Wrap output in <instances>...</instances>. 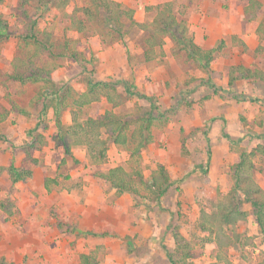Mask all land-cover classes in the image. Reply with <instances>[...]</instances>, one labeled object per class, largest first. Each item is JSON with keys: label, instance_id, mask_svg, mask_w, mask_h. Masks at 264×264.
Segmentation results:
<instances>
[{"label": "rangeland", "instance_id": "1", "mask_svg": "<svg viewBox=\"0 0 264 264\" xmlns=\"http://www.w3.org/2000/svg\"><path fill=\"white\" fill-rule=\"evenodd\" d=\"M112 1L119 3L123 12L133 11L135 24L123 15L115 25L91 0H70L64 7L47 9L33 0L0 4V16L11 33L0 44V167L12 164L32 174L13 184L7 172L0 171V203L5 202L10 209L7 214L0 208V258L13 264H82L80 255L86 254L95 264H168L163 249H174L173 238L166 232L171 220L192 245L195 257L190 264H263L264 241L249 208H244L249 214L246 221L224 227L229 233L245 234L243 238H251L253 245L245 246L242 238L237 245L224 241L223 247H218L198 226L203 219L201 211L211 213L216 203L213 199L228 193L230 169L239 161V153L264 144V82L236 81L234 93L241 94L242 101L227 92L231 65L264 71V40L257 32L264 24V0H257L261 4L259 15L250 22L244 19L248 0ZM167 3L172 4L176 19L186 23L199 47L210 49L223 41L211 63V77L168 37L156 41L154 59L145 60V51L150 48L146 44L148 31L142 26L155 28L152 21ZM85 7L93 19L77 10ZM73 17L84 23L83 31L77 29V23L73 26ZM29 21L36 22L37 31L50 35L54 55L68 43L67 55L57 58V68L51 71L56 88L70 87L77 96L86 89L88 80H133L139 92L156 98L159 111L166 113L154 122L152 141L140 154L132 155L136 141H130L126 146L109 142L102 164L92 162L77 145L72 146V155H66L56 140L51 109L46 128L43 124L37 128L39 105L32 106V102L42 84L21 85L5 77L12 72L13 58L30 54L31 47L18 37L25 33ZM234 37L243 41L245 51L241 52L243 46ZM258 46L263 48L260 52H256ZM72 51L82 55L80 62L68 56ZM208 77L211 85L206 82ZM177 96L190 103L172 115L167 111ZM16 108L30 114H20ZM148 109L149 104L136 97L116 108L101 99L83 108L64 109L60 121L65 126L71 124V111L84 121L108 110L144 116ZM206 126L208 142L202 134ZM222 132L239 141L232 145ZM33 140L37 145L34 164L23 152ZM208 151L209 166L204 175L197 167H205ZM252 161L253 178L264 191V158L257 154ZM116 166L129 172L138 170L144 180H150L162 166L177 182L158 203L149 202L145 190L137 196L117 195L96 176ZM47 179L51 181L49 189L45 187Z\"/></svg>", "mask_w": 264, "mask_h": 264}, {"label": "trees", "instance_id": "2", "mask_svg": "<svg viewBox=\"0 0 264 264\" xmlns=\"http://www.w3.org/2000/svg\"><path fill=\"white\" fill-rule=\"evenodd\" d=\"M4 1L5 0H0V4ZM24 1L25 0H22L23 3ZM33 1H35L39 7L43 6L44 9H47L50 6L57 8L64 7L70 0ZM91 1L94 8H96L98 12L107 15L114 24L117 23L118 19L123 15L135 24L132 17L133 11L123 12L119 3L112 0ZM260 6L261 4L257 0H248L244 7V19L249 22L256 19L259 15ZM77 10L83 12L86 18L93 19V13L88 7L79 8ZM152 22L155 24V28H151V30L148 29L147 25H141L144 30L148 31L146 44L150 49L145 51L146 61L154 59L155 56L152 52L154 46L157 44L156 41L160 42L165 37H168L174 42L177 50L183 51L189 60L199 63V66L211 77V63L215 54L222 49L223 41L219 40L217 46H213L210 49H202L199 47L192 35H189L186 23L177 20L174 16L171 3L164 4L158 10ZM72 23L73 26H75L76 23L78 24L77 29L79 31L85 29L84 23L75 17H73ZM35 26V21H29L25 33L18 36L25 46L31 47L29 56L27 58H13L10 63L12 72L5 77L21 85L42 84L35 97V102H32V106L33 104L39 105L37 128H39L41 124H43L44 129L46 128L45 119L47 117V112L51 109L55 116V126L57 129L56 140L59 145L63 146L66 155H72L71 148L73 145H77L85 149L88 158L92 162L102 164L107 157L109 142L118 146H126L130 141H136L132 155L140 154V150L152 141L150 130L154 122L156 120H162L164 117L163 115L166 113H161L159 111L160 109L157 106L156 98L153 96H146L139 92L133 80H88L86 89L77 96H73L70 87H67L65 90H63L65 87L56 88V85L51 80V71L57 68V58H62L67 55L66 48L68 43L65 42L64 48L60 47V52L58 51V54L54 55V44L50 40V35L48 33H40ZM257 32L264 40V24H260L257 27ZM10 35L11 33L7 23L0 16V44L7 41ZM233 40L239 42V44L243 46L241 52L246 50L242 40L235 37ZM262 49V46H258L256 52H260ZM68 56L77 62H80L82 58V55L76 51L70 52ZM209 77L206 82L211 85L212 83ZM242 79H253L264 82V71L251 69L241 64L231 65L228 68L227 92L228 94L230 93L231 97L236 101H242L244 99L241 94H235L233 89L235 82ZM200 82L202 84L204 80ZM130 97H136L149 104V109L144 116H124L108 110L97 118L89 117L81 121L76 113L71 111V124L65 126L60 121V114L64 109L71 110L72 107L83 108L101 99L110 104L112 108H116L124 104ZM189 103L187 98L177 96L174 104L167 112L175 115L180 106L189 105ZM17 111L23 115L30 114H28V111L25 109L16 108V112ZM132 125L135 127L131 130L130 127ZM208 131L209 127L206 126L202 132L206 142H208V138H206ZM222 134L232 145H236L239 141L231 138L225 132H222ZM33 149H37L34 140L31 144L23 148V152L30 162L34 164L37 163V160L32 157ZM257 154L264 158V144L257 145L251 152L247 153L246 151H241L239 153V161L230 169L232 185L228 193L218 199H213L216 203L212 206L211 213H206L204 210L201 211L203 219L198 227L201 231L207 233V240L217 243L218 247H223L224 244L222 245V243L224 241L230 246L237 245V241L243 238L245 234H238L234 231L229 233L227 230L229 228H225L224 226H229L231 228L238 222L246 221L249 214L248 211L244 209L245 207L249 208L251 211L250 213L254 217L258 231L262 235L264 241V191H262L253 178L255 166L252 160ZM207 158L208 162L205 167L202 165H198L197 167L204 175H206L208 171L209 151L207 152ZM0 171L7 172L13 184L30 178L32 175L29 169L16 168L12 164L7 168L0 167ZM96 176L105 185L115 189L117 195L130 193L137 196L141 190H145L146 195L144 197L149 202L157 203L161 200V197L167 193L169 188L177 182L170 179L162 166L158 167L157 171L150 177V180H144L143 175L138 170L129 172L120 166L98 172ZM50 182L49 179L45 181V187L47 189H49L48 184ZM0 208L3 212L7 214L10 213V209L5 202L0 203ZM214 208L217 211H214ZM215 218L216 220L214 221ZM166 232L171 234L174 241V249H172V252L167 251L166 248L163 249L168 264H190V261L195 257L191 250L192 245L190 241L179 233L178 227L173 225L171 220L166 228ZM243 241L245 246L253 245V241L249 237L243 238ZM218 258L222 259L223 257L219 256ZM80 260L82 264H95L94 259L86 254H81ZM0 264L13 263H7L3 258H0Z\"/></svg>", "mask_w": 264, "mask_h": 264}, {"label": "crops", "instance_id": "3", "mask_svg": "<svg viewBox=\"0 0 264 264\" xmlns=\"http://www.w3.org/2000/svg\"><path fill=\"white\" fill-rule=\"evenodd\" d=\"M196 42V41H195ZM93 104V103H92Z\"/></svg>", "mask_w": 264, "mask_h": 264}]
</instances>
